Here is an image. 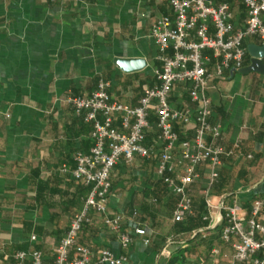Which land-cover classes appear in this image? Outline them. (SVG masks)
<instances>
[{"label":"crops","instance_id":"crops-1","mask_svg":"<svg viewBox=\"0 0 264 264\" xmlns=\"http://www.w3.org/2000/svg\"><path fill=\"white\" fill-rule=\"evenodd\" d=\"M229 3L234 26L243 27L245 7L238 0ZM164 16H171L168 0H0V264H14L15 254L33 251L43 254V264L55 263L56 249L89 195L72 171L75 155L92 148L93 127L75 115L69 100L90 97L106 82L113 101L138 106L161 68L151 32ZM252 46L264 47V40L244 41V68L252 65ZM208 95L210 123L221 127L215 144L232 155L223 158L219 182L210 189L215 210L206 204L208 167L189 188L207 226L186 232L184 222H174L177 198L157 176V162L137 157L113 171L108 209L124 217L123 231L144 229L150 243L136 238L124 249L92 214L78 243L94 259L107 249L126 258L125 264H170L181 252L185 264L231 263L233 247L221 239L222 206H239L248 219L254 202L264 201V73L226 72ZM170 104L191 106L187 88L178 87ZM151 123L146 146L160 153L155 116ZM177 129L184 140L192 137Z\"/></svg>","mask_w":264,"mask_h":264},{"label":"built area","instance_id":"built-area-1","mask_svg":"<svg viewBox=\"0 0 264 264\" xmlns=\"http://www.w3.org/2000/svg\"><path fill=\"white\" fill-rule=\"evenodd\" d=\"M230 1L168 0L171 16L159 18L151 32L161 68L154 72L156 83L144 89L138 106L113 101L106 82H100L90 97L69 100L75 115L93 127L92 148L88 154L75 155L72 171L73 179L88 188L89 195L57 247L54 264H125L126 258H117L107 249L94 259L93 252L78 243L84 226L91 224L92 214L100 216L103 224L118 235L122 248H129L136 238L149 245L144 229L123 231L124 217L112 215L108 209L111 176L120 163L130 165L137 157L157 162V176L178 199L173 218L176 223L192 215L188 191L201 181L200 169L208 167L210 188L217 182L223 158L232 153L215 144L221 137V127L210 123L212 102L208 92L226 72L244 69L246 39L258 36L264 40V0H238L247 12L241 28L232 22ZM180 86L187 88L191 106L174 109L170 100ZM152 116L156 118L160 153L155 146H146ZM176 127L186 134L192 132V137L180 142ZM177 167L181 173H177ZM210 188L205 195L207 208L212 211L216 207L211 202ZM221 210V239L234 250L230 264H264V222L260 221L264 201L254 202L248 219L241 217L239 206H222ZM28 259L31 264H43L40 251L18 252L14 264H26Z\"/></svg>","mask_w":264,"mask_h":264},{"label":"trees","instance_id":"trees-1","mask_svg":"<svg viewBox=\"0 0 264 264\" xmlns=\"http://www.w3.org/2000/svg\"><path fill=\"white\" fill-rule=\"evenodd\" d=\"M176 131H177V132L179 133V135H180V142H183L184 139L182 138L183 136H182V134L179 132V129H177ZM217 182H219V179L217 180ZM210 189H211V190L215 189V186H212ZM191 201H192V200H191ZM177 205H178V199H177V201H176V208H177ZM204 213H205V211L202 210V206H201L200 213L197 214V213H196L195 206L192 204V215H190L189 217H187V218L184 220V225H187V226H188V227L185 229L186 232H192V231H194V230H198L200 227L202 228V227H206V226H207L208 223L205 222V221L203 220L204 217H200V216H205V215H203ZM193 216H199V217L193 219V218H192ZM181 223H183V222H181ZM86 226H88V225H86ZM86 226H84V228H85ZM84 228H83V229H84ZM181 253H182V252H181ZM181 253H180L179 255H177L173 260H171L170 264H177V263H179V262H181L182 264H185V260H186V258L183 257L184 255L181 254Z\"/></svg>","mask_w":264,"mask_h":264},{"label":"water","instance_id":"water-1","mask_svg":"<svg viewBox=\"0 0 264 264\" xmlns=\"http://www.w3.org/2000/svg\"><path fill=\"white\" fill-rule=\"evenodd\" d=\"M250 55L252 57V65L249 68H244L241 70L242 74H248L251 72L264 73V64L262 60L264 59V47L252 46L249 49ZM121 62L120 64H123Z\"/></svg>","mask_w":264,"mask_h":264}]
</instances>
